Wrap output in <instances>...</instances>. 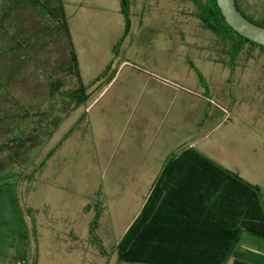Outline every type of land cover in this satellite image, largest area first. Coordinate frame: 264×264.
Returning a JSON list of instances; mask_svg holds the SVG:
<instances>
[{"label":"rangeland","instance_id":"1","mask_svg":"<svg viewBox=\"0 0 264 264\" xmlns=\"http://www.w3.org/2000/svg\"><path fill=\"white\" fill-rule=\"evenodd\" d=\"M64 1L81 80L89 87L82 106L69 100L78 82L66 73L70 55L63 36H48L44 18L24 5L4 17L0 11V190L4 206L15 190L21 206L30 199L35 221L25 222L27 247L33 254L37 240L38 264H116L113 246L180 145L210 144L222 166L264 192V56L232 76L210 61L208 38L190 15L189 0H128V29L119 0ZM241 1L249 14L264 16V0ZM218 123L212 139L199 141ZM176 182L154 211L166 214L160 220L194 226L191 211L213 202L210 187L182 175ZM178 194L185 202H207L179 205L172 201ZM102 199L107 213L89 234ZM6 225L10 229L11 221ZM238 250L264 261L260 238L242 234ZM29 254L18 259L33 264Z\"/></svg>","mask_w":264,"mask_h":264},{"label":"trees","instance_id":"2","mask_svg":"<svg viewBox=\"0 0 264 264\" xmlns=\"http://www.w3.org/2000/svg\"><path fill=\"white\" fill-rule=\"evenodd\" d=\"M189 1L194 7L190 15L198 20L202 34L208 38L204 51L207 52L210 61L229 69L232 76L239 67L242 70L247 69L250 61L264 56V46L244 38L227 24L217 0ZM127 2L128 0H121L128 29ZM17 5H24L29 11H34L44 18L46 28L49 29H45L48 36L51 38L63 36L70 55L66 73L74 75L78 82L77 92L70 95L69 100L75 103V106L85 105L90 98L89 87L83 83L79 73L65 1L4 0L0 6L3 17ZM236 5L248 20L264 26V16L249 14L241 0H236ZM102 75L104 78L105 73ZM198 77L200 83L204 84L201 74H198ZM228 82H232V77ZM51 85L58 90L59 85L56 82L52 81ZM203 86L207 95L208 86L206 84ZM178 175L186 177L188 181L192 180L193 184L208 185L212 192L211 204H203V211L198 210L196 206L191 211L195 213H191L194 216H191L193 218L190 221L194 226L181 227L172 224L167 218L160 220V215L166 214H162L160 208L154 211L156 202L165 191H168L167 185L176 182ZM198 175L204 178L198 179ZM190 192L193 193L188 191L185 194ZM181 195L178 194L172 201L179 205L192 201L197 206L203 203L200 202L203 198L197 197L185 202L186 197ZM166 201L168 199H162V203ZM202 201L207 202L205 199ZM103 210L104 207L98 203L91 234L94 233V227L99 223ZM189 213L188 218L191 215ZM211 213L216 215L212 216ZM184 215L186 213L177 214L179 218ZM170 217L172 218V215L169 214L168 218ZM244 233L264 241V192L239 174L218 165L194 147H185L168 158L143 210L117 242L116 251L121 264H257L238 250ZM25 261L14 259L10 264H26ZM33 264H38L37 255Z\"/></svg>","mask_w":264,"mask_h":264},{"label":"crops","instance_id":"3","mask_svg":"<svg viewBox=\"0 0 264 264\" xmlns=\"http://www.w3.org/2000/svg\"><path fill=\"white\" fill-rule=\"evenodd\" d=\"M119 4H121L120 0H119ZM67 11V10H66ZM207 116V113H205ZM64 121L61 120L60 123L62 124ZM66 121V120H65ZM209 121V120H208ZM206 121V122H208ZM130 122V121H129ZM65 123V122H64ZM63 123V124H64ZM205 123H201L200 126L204 125ZM223 124L222 123H218L215 128L213 129L210 128V130H208L205 134L202 135L201 140L199 139V141L201 142H205L208 139H212V137L214 136V134L221 128ZM72 131V130H71ZM68 136V135H67ZM67 138V137H66ZM185 147H194L197 151H199L200 153H202L203 155H205L206 157H208L209 159L213 160L215 163H217L218 165L222 166L223 163H221V161L216 157V155L214 153H212L210 144H206V146H204L201 149H197L195 147V145H189V144H184V145H180L179 147H177L175 150H172L168 156L166 161L164 162V165L161 169V171L159 172V174L157 175V178L159 177V175L161 174L168 158L175 152L179 151L181 148H185ZM113 160V159H112ZM114 161V160H113ZM224 167V166H222ZM226 168V167H224ZM227 169V168H226ZM38 170L35 172H33V175L30 173L29 174V179L28 181L31 182V178L35 181L37 174H38ZM156 178V180H157ZM243 179H245L246 181L249 180L245 177H242ZM155 180V181H156ZM154 181V183H155ZM249 182V181H248ZM252 184H254L253 181H251ZM250 182V183H251ZM153 183V185H154ZM153 185L151 187V189L153 188ZM151 191V190H150ZM149 191V192H150ZM13 199L11 200V204L9 205H5L2 203V199L4 197V191L0 190V264H10L14 259H18L21 258L22 255H24L25 257L22 259L27 258L26 253L27 250L30 251L29 255H32V258L34 260L35 256L37 255V259L39 261V255H38V246H37V240H33V251L31 254V250L30 248L28 249L27 245L30 246L31 242H30V234L28 232L27 227L25 226L26 223L25 222H29V220H33L35 221V218L30 217L32 214L34 215L35 210H33L30 206V199H27V201L25 202L26 206H21L20 202H18V200H21L20 196L17 194L16 190L12 193L10 192ZM149 196V194H148ZM147 198L144 200L143 205L145 204V202L148 199ZM99 203H101L102 207H104L103 213L101 218H103V216L106 215L107 213V209H106V201L104 199L100 200ZM142 205V206H143ZM86 210L91 211L90 210V206L88 208H86ZM27 213V214H26ZM139 213V212H138ZM137 213V214H138ZM137 214L135 215V217L137 216ZM95 217V216H94ZM93 217V219H94ZM134 217V218H135ZM100 218V220H101ZM134 218L132 219V221L134 220ZM92 221L90 222V231L89 234L91 233V228H92ZM100 220L99 223L94 227V233L97 228V226L100 227ZM9 221H11L12 227H10V229L6 228V223H8ZM131 221V222H132ZM131 222L129 223V225L131 224ZM35 223V222H34ZM33 223V224H34ZM128 225V226H129ZM127 226V228H128ZM23 227V228H22ZM127 228L125 229L124 233L126 232ZM123 233V234H124ZM122 234V235H123ZM121 235V237H122ZM32 237H34L35 239V232L33 233V235H31ZM120 237V238H121ZM29 239V240H28ZM119 241V240H118ZM21 243L23 244V248L21 249ZM117 244V243H116ZM116 244L113 246V254H115V258H116V264H118L119 260H118V255H117V251H116ZM71 249V247H67V250ZM95 250V248L93 249V251ZM28 255V254H27ZM102 257V256H101ZM247 257V255H246ZM248 258V257H247ZM255 262V261H254ZM110 263V262H109ZM256 263V262H255ZM108 264V263H107ZM260 264V263H257ZM264 264V261L261 263Z\"/></svg>","mask_w":264,"mask_h":264},{"label":"water","instance_id":"4","mask_svg":"<svg viewBox=\"0 0 264 264\" xmlns=\"http://www.w3.org/2000/svg\"><path fill=\"white\" fill-rule=\"evenodd\" d=\"M227 24L244 38L264 46V26L248 20L237 8L236 0H217Z\"/></svg>","mask_w":264,"mask_h":264}]
</instances>
